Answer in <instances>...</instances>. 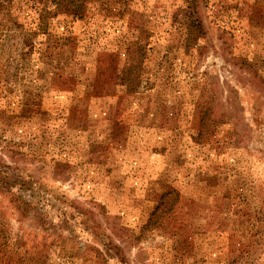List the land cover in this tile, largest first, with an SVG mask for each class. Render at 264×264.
<instances>
[{
  "label": "rangeland",
  "instance_id": "1",
  "mask_svg": "<svg viewBox=\"0 0 264 264\" xmlns=\"http://www.w3.org/2000/svg\"><path fill=\"white\" fill-rule=\"evenodd\" d=\"M59 2L0 0V264H264V0Z\"/></svg>",
  "mask_w": 264,
  "mask_h": 264
},
{
  "label": "trees",
  "instance_id": "2",
  "mask_svg": "<svg viewBox=\"0 0 264 264\" xmlns=\"http://www.w3.org/2000/svg\"><path fill=\"white\" fill-rule=\"evenodd\" d=\"M60 5H64L65 0H59ZM74 4H76L75 1H73ZM203 34H205V31H203ZM141 79L139 77H129V76H123L122 83L126 84L125 86V92L127 94H133L136 92V88L139 84ZM217 119H212V115L210 114V109H205L203 111V115L201 117V123L200 128L197 133V135L194 136L196 140H199L201 142L207 141L209 138V133L211 132L212 127L214 124H216ZM155 149H158L156 147ZM165 189L160 193L159 198L154 205V208L149 214L148 220L142 225L143 230H146L147 228H153L160 226L166 217L170 215L174 209L177 207L181 200V194L180 192L175 189L170 184H164ZM264 196V193L261 195ZM255 215H260L259 218L255 223H253V227L249 229L247 232H249L253 236H257V238L253 239V242H255L257 247H260L261 244L264 243V233L262 225H264V206L256 209ZM236 260L240 264H257V259L252 255L251 253H248L247 259L241 258L239 255L236 257Z\"/></svg>",
  "mask_w": 264,
  "mask_h": 264
}]
</instances>
